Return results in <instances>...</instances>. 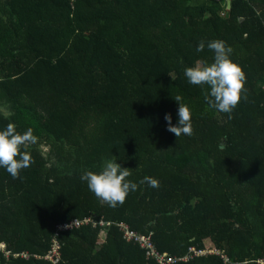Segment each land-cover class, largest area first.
<instances>
[{
  "label": "trees",
  "instance_id": "1",
  "mask_svg": "<svg viewBox=\"0 0 264 264\" xmlns=\"http://www.w3.org/2000/svg\"><path fill=\"white\" fill-rule=\"evenodd\" d=\"M228 3L0 0V130L12 123L38 138L21 178L0 167V264H157L116 224L103 239L102 219L153 234L173 257L218 248L229 264H263L264 0ZM213 40L246 75L231 118L209 107L208 86L184 76L214 62ZM176 95L191 110V136L167 130L166 114L178 124ZM105 160L138 184L115 208L80 179ZM145 176L159 187L139 184ZM88 217L98 224L60 229ZM55 239L59 262L46 258Z\"/></svg>",
  "mask_w": 264,
  "mask_h": 264
},
{
  "label": "clouds",
  "instance_id": "2",
  "mask_svg": "<svg viewBox=\"0 0 264 264\" xmlns=\"http://www.w3.org/2000/svg\"><path fill=\"white\" fill-rule=\"evenodd\" d=\"M207 47L214 52V62L205 64L197 61L195 66L184 69V76L192 85L208 86L210 91L205 92V101L209 107L227 113L231 118L230 114L240 103L245 90L246 75L230 58L233 49L224 41H210ZM204 48L205 43L201 41L196 51L201 52ZM174 99L179 104L178 124L173 125L171 114H166L167 130L177 138L182 135L191 136L193 135L191 110L183 103L182 96L176 95ZM37 139L32 128L21 134L12 123L7 124L4 130H0V167L6 169L13 179L21 178V171L34 163L27 149L36 144ZM130 175V169L122 167L116 160H105L99 173L85 170L80 179L87 183L89 190L102 204L115 208L125 202L130 191L138 189L137 183L126 179ZM139 184H147L152 188L159 187V181L150 176L143 177Z\"/></svg>",
  "mask_w": 264,
  "mask_h": 264
},
{
  "label": "built area",
  "instance_id": "3",
  "mask_svg": "<svg viewBox=\"0 0 264 264\" xmlns=\"http://www.w3.org/2000/svg\"><path fill=\"white\" fill-rule=\"evenodd\" d=\"M78 224L76 225V223ZM81 222V224L79 223ZM97 225L98 223L94 222L91 218L84 219V220H76L71 224H64L60 226V229L63 230H71L74 228L81 227L83 225ZM99 224L101 226L106 227V224L109 225L110 223H105L103 220H100ZM116 224L120 231L123 233V238L126 239L129 242L134 241L137 244H140L142 248L147 249V258H152L154 259L157 264H176L179 261L183 262H188L193 260L195 257H203V256H211V255H217L220 256L225 263L229 264L231 263V258L228 256L227 253L224 251L218 249V248H211V249H205V250H198L197 248H191L189 254H187L184 257H173L168 255V253H160L157 251L156 246L154 242L152 241V235H145V234H140L132 229H130V226L128 224H124L126 226V230L130 233V236L125 235V228L123 229L121 225L122 223H114ZM113 224V225H114ZM108 230V228H107ZM103 239L106 238L107 236V231L103 230V234L101 235ZM55 245L50 249L49 253L46 255L47 259H50L55 262H59L62 259V248H63V243L59 241L58 239H55ZM6 245H0V248L5 250ZM57 248V249H56ZM55 251H58L59 254L57 255H52L54 254ZM7 255L10 256V252H7ZM25 257H29L26 253L23 254ZM264 264V261L262 262Z\"/></svg>",
  "mask_w": 264,
  "mask_h": 264
},
{
  "label": "rangeland",
  "instance_id": "4",
  "mask_svg": "<svg viewBox=\"0 0 264 264\" xmlns=\"http://www.w3.org/2000/svg\"><path fill=\"white\" fill-rule=\"evenodd\" d=\"M88 218H90V217H88ZM88 218H86V219H88ZM103 220V219H102ZM105 223H110L109 225H107L106 224V226H107V228L108 229H110L111 228V226L114 224L113 222H110V221H105V220H103ZM80 224H81V222H79ZM120 223H122L123 225H121V227L124 229L125 228V235H127V236H130V233L126 230V226L124 225V224H127V223H124V222H120ZM78 224V222L76 223V225ZM83 226H87V225H83ZM82 227V226H81ZM63 231H67V230H63ZM57 249V248H56ZM57 254H59V252L58 251H55L54 252V254H52V255H57Z\"/></svg>",
  "mask_w": 264,
  "mask_h": 264
},
{
  "label": "water",
  "instance_id": "5",
  "mask_svg": "<svg viewBox=\"0 0 264 264\" xmlns=\"http://www.w3.org/2000/svg\"><path fill=\"white\" fill-rule=\"evenodd\" d=\"M228 8L231 9L232 8V0H229V3H228Z\"/></svg>",
  "mask_w": 264,
  "mask_h": 264
}]
</instances>
